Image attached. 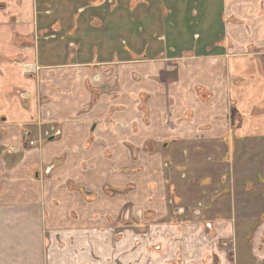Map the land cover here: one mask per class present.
Segmentation results:
<instances>
[{
  "label": "crops",
  "instance_id": "0c3cea01",
  "mask_svg": "<svg viewBox=\"0 0 264 264\" xmlns=\"http://www.w3.org/2000/svg\"><path fill=\"white\" fill-rule=\"evenodd\" d=\"M95 1L0 0V264H46L43 223L48 216L51 230L58 214L56 208H40L39 164L56 163L64 154L59 180L80 182L91 193L106 182L120 184L117 167L132 163L135 147L152 141L172 148L175 142L183 150L221 142L229 135L231 102L240 112L262 103L264 82L244 80L232 87L227 75L254 72L255 61L242 50L250 39L264 44V0H124L129 15L123 18L120 10L89 15ZM232 15L239 26L226 21ZM245 24L256 32L252 37ZM139 55L143 62L136 61ZM117 61H123L115 68L120 79L112 83L118 91L94 96L92 71H109ZM142 93L147 121L138 106ZM42 104L51 119L67 124L60 142L40 147ZM86 104L89 110L81 108ZM251 119L245 117V123ZM243 132L263 136L264 124ZM149 158L148 163L163 161L160 151ZM144 181L151 192L129 197L146 216L142 230L108 224L106 216L121 217V201L105 208L97 194L94 204L85 200L75 207L78 219L72 208L63 213L65 254L54 252L47 264H240L226 250L215 261L218 237L211 223L169 217L164 188L152 192V184L164 186V179ZM65 196L71 204L84 199L71 190ZM230 227L220 225L219 237ZM49 242L56 251V240ZM252 247L249 263L264 264V223Z\"/></svg>",
  "mask_w": 264,
  "mask_h": 264
},
{
  "label": "rangeland",
  "instance_id": "374dc122",
  "mask_svg": "<svg viewBox=\"0 0 264 264\" xmlns=\"http://www.w3.org/2000/svg\"><path fill=\"white\" fill-rule=\"evenodd\" d=\"M123 1L96 0L97 6L89 7L87 12L93 16H107L120 10L122 18L123 16L128 17L129 8L127 3ZM226 21L240 25L239 18L233 15L226 16ZM242 26L247 28L246 30L251 37L256 33L251 25L245 24ZM123 34L122 38L125 36ZM230 46H233V44H230ZM244 47L242 51L255 61V69L253 73H249L246 77L227 75L228 82L232 87L241 85L244 80L253 83L256 81L264 82V44L250 39ZM144 60L145 57L140 55L136 59L139 63ZM120 64H123V61L113 63L109 71H92L89 76V89L94 96L101 90L111 94L113 90L118 91V88L112 87V83L114 80L120 79L119 73L115 69ZM135 78L139 81L143 79L140 74H136ZM91 83L96 84L97 87L92 86ZM138 97L141 102L138 105L141 108V116H144L143 118L147 121L145 114L143 115L146 110L147 97L143 93L138 94ZM44 102L46 101L44 100ZM261 102L259 105L254 103L252 107L243 112H240L236 103L231 102V114L228 122L229 135L227 139L221 142H199L197 145H187L186 149L183 150L181 149L182 146L180 145V147L175 142L172 148L164 147V145L153 146L152 141L146 142L141 147H135V151L132 150L131 154L132 163H120V166L117 167L116 171L122 178L120 184L106 182L103 187L89 190L91 193H88V189L83 187L80 182L59 180L65 173L64 154L56 163L39 164L36 168L38 169L39 177L37 179L42 195L41 207H39L43 209L56 208L58 214L51 230L48 227V216L46 219L44 217L42 235L46 244V253L44 254L46 259L48 260V257L53 255L54 252L57 256H64L65 254L63 246L62 248L60 246L65 244L66 217L63 213L66 212V209L72 208L73 217L78 219L79 215H76L77 208L75 207H81V203H85V200L90 204H94L98 195L103 198L105 208L117 206L118 201H121H119L122 205L120 206L122 208L121 217L115 216V219H113L111 215L110 217L106 216L108 224H118L119 222L122 226L131 225L133 228L136 227L138 230L139 228L142 230L146 224L144 219L146 216L144 212L143 214L140 212L142 211L141 206L136 204L138 216L133 217L131 210L135 206L130 202L129 197L131 194L136 195L137 198L143 196V192L145 193L150 186L145 183L144 179L156 176L158 179H164L165 185L153 183L154 190L152 192L156 194L157 191L162 192V188H164L171 212L169 217H172V220L180 219L186 222L200 221L205 225L207 223L212 224L211 230L218 237L215 241L218 242L219 247V251L214 255L215 261L219 259L221 252L226 250L227 257L234 263L238 258L240 264H250V251L253 249L254 234L258 226L264 223V135L255 136L251 134L246 136L245 134L241 135L240 131L243 129L247 132L258 121L264 124V96ZM90 107L91 105L86 104L81 108L89 110ZM43 109L42 104L41 118L37 123V127L41 129L42 134L40 147L50 140L60 142L61 132L63 134L65 124H67V121L63 118L51 119L54 116L50 110ZM245 117L252 118V122L249 120L245 123ZM52 135L53 138H51ZM156 151L162 153V163H148L150 155ZM107 152L106 157L110 156ZM107 170L111 174V168ZM86 171L91 172L90 167ZM55 179L58 180L55 181ZM49 189L50 191L55 190L49 193ZM67 190H71L73 193L77 192L79 196L82 194L84 199L73 200V204H71L72 202L68 201L65 196ZM148 192L151 191L148 190ZM87 193L94 196L89 197ZM48 194L54 195L55 198L48 200L46 197ZM222 224H230L231 232L219 237L217 228ZM49 239L50 241L56 240V244H52L53 246L56 245V251L55 248L52 252L50 251Z\"/></svg>",
  "mask_w": 264,
  "mask_h": 264
},
{
  "label": "built area",
  "instance_id": "2783aa9c",
  "mask_svg": "<svg viewBox=\"0 0 264 264\" xmlns=\"http://www.w3.org/2000/svg\"><path fill=\"white\" fill-rule=\"evenodd\" d=\"M213 227V226H212Z\"/></svg>",
  "mask_w": 264,
  "mask_h": 264
}]
</instances>
